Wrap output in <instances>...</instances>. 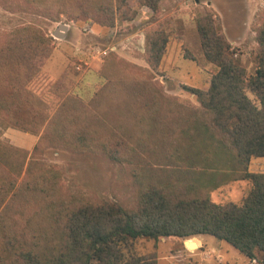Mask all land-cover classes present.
<instances>
[{"label":"rangeland","instance_id":"rangeland-1","mask_svg":"<svg viewBox=\"0 0 264 264\" xmlns=\"http://www.w3.org/2000/svg\"><path fill=\"white\" fill-rule=\"evenodd\" d=\"M125 1L130 8L123 0H0V40L23 25L52 37L51 52L37 63L39 70L23 97L43 102L27 103L22 111L14 106L11 120L17 125L0 122V142L26 152L23 170L29 167L25 180L30 183L34 173L51 169L56 198L63 202L75 195L91 203L114 201L131 210L138 196L135 179L143 170L148 178L149 169L170 170L184 161L173 150L178 143L181 148L188 145L179 133L201 109L187 87L206 90L216 70L202 57L197 17L211 13L246 75L255 68L252 55L256 28L264 21V0H159L155 11L140 0ZM60 24L67 26L63 38L53 35ZM158 32L167 42L155 62L147 53V41ZM151 88L159 102L143 110L151 103ZM42 116L45 123L52 117L58 120L59 137L19 128ZM115 150L120 161L112 157ZM247 168L264 173V157L251 158ZM248 188L247 181H228L209 195L214 203L238 204ZM39 193L34 192L36 199L29 204ZM124 252L153 254L157 264H261L259 254L248 259L210 235L140 238Z\"/></svg>","mask_w":264,"mask_h":264},{"label":"trees","instance_id":"trees-1","mask_svg":"<svg viewBox=\"0 0 264 264\" xmlns=\"http://www.w3.org/2000/svg\"><path fill=\"white\" fill-rule=\"evenodd\" d=\"M158 1L140 0L139 4L155 11ZM195 26L204 62L216 70L206 90L187 87L201 109L179 133L188 145L181 148L178 143L173 150L184 161L170 170L149 169L148 178L143 170L135 179L138 196L133 209L114 201H82L75 195L61 201L56 198L51 169L34 173L30 183L25 180L29 167L23 170L26 152L0 142V264H157L153 254L126 255L124 250L140 238L156 241L195 235L223 240L248 259L259 254L258 262L264 264V173L247 168L251 158L264 157V21L256 28L255 68L248 75L211 13L197 17ZM5 34L0 40V122L13 126L17 125L11 120L14 106L22 111L27 103L43 102L23 97L39 70L37 63L51 52L52 37L30 25ZM148 38L147 53L158 62L166 36L158 32ZM157 96L151 88V103L141 109H153L159 102ZM46 118L37 117L19 128L30 133L42 130L46 138L59 137L58 120L52 117L45 123ZM118 156L115 150L112 157ZM228 181L249 183L241 202L211 201L209 192ZM36 191L42 196L31 205Z\"/></svg>","mask_w":264,"mask_h":264},{"label":"water","instance_id":"water-1","mask_svg":"<svg viewBox=\"0 0 264 264\" xmlns=\"http://www.w3.org/2000/svg\"><path fill=\"white\" fill-rule=\"evenodd\" d=\"M58 28L61 29V31H59ZM58 28L53 32V35L63 38L64 34L62 33V31H66L67 26L65 24H60Z\"/></svg>","mask_w":264,"mask_h":264},{"label":"bare ground","instance_id":"bare-ground-1","mask_svg":"<svg viewBox=\"0 0 264 264\" xmlns=\"http://www.w3.org/2000/svg\"><path fill=\"white\" fill-rule=\"evenodd\" d=\"M187 246L188 247H192L191 244L189 242H186Z\"/></svg>","mask_w":264,"mask_h":264},{"label":"crops","instance_id":"crops-1","mask_svg":"<svg viewBox=\"0 0 264 264\" xmlns=\"http://www.w3.org/2000/svg\"><path fill=\"white\" fill-rule=\"evenodd\" d=\"M62 33H63V31H62Z\"/></svg>","mask_w":264,"mask_h":264}]
</instances>
